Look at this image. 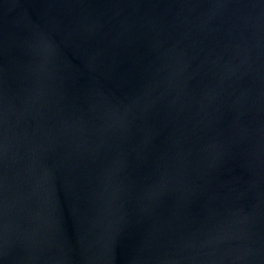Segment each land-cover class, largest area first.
Listing matches in <instances>:
<instances>
[{"label": "water", "instance_id": "water-1", "mask_svg": "<svg viewBox=\"0 0 264 264\" xmlns=\"http://www.w3.org/2000/svg\"><path fill=\"white\" fill-rule=\"evenodd\" d=\"M0 264H264V0H0Z\"/></svg>", "mask_w": 264, "mask_h": 264}]
</instances>
